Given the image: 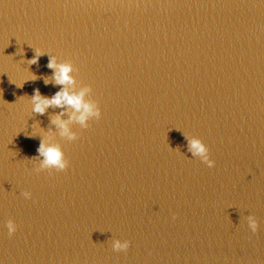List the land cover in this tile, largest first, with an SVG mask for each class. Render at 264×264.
Segmentation results:
<instances>
[{
	"label": "water",
	"instance_id": "95a60500",
	"mask_svg": "<svg viewBox=\"0 0 264 264\" xmlns=\"http://www.w3.org/2000/svg\"><path fill=\"white\" fill-rule=\"evenodd\" d=\"M50 56L100 108L71 141ZM0 264H264V0H0Z\"/></svg>",
	"mask_w": 264,
	"mask_h": 264
},
{
	"label": "clouds",
	"instance_id": "9594fccd",
	"mask_svg": "<svg viewBox=\"0 0 264 264\" xmlns=\"http://www.w3.org/2000/svg\"><path fill=\"white\" fill-rule=\"evenodd\" d=\"M40 52H36L29 63H35ZM52 71V80L55 84L61 87L51 96H43L39 90H33L30 97L31 110L35 113L43 114L50 106H57L62 109L54 118L52 123L58 129L59 135L71 141L75 139L76 132L69 125L71 122L78 123L82 128L88 126V121L92 118H99L100 108L96 100L89 97L91 91L90 86L84 84L79 89H73L75 83L72 75L73 65L67 60H58L55 56H50L48 65ZM45 83L48 81L45 80ZM68 112L67 119H63L64 112ZM188 147L194 157H198L208 167H212L215 163L210 158L209 148L197 136H191L188 140ZM36 157L39 158L37 171L41 169H56L63 170L68 165V160L65 158L64 152L60 143L54 142L50 137L44 136L36 149ZM32 157L30 159H35ZM23 196L27 199L31 196L28 191L23 192ZM247 227L255 233L258 228V221L255 215L249 214L245 217ZM8 235H12L17 228L16 223L12 219L4 222ZM130 241L128 239L112 238L111 248L113 251H126L129 248Z\"/></svg>",
	"mask_w": 264,
	"mask_h": 264
}]
</instances>
